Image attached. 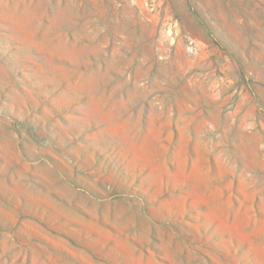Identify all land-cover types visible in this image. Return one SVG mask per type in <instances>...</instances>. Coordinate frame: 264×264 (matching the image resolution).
Returning <instances> with one entry per match:
<instances>
[{
    "label": "rangeland",
    "instance_id": "374dc122",
    "mask_svg": "<svg viewBox=\"0 0 264 264\" xmlns=\"http://www.w3.org/2000/svg\"><path fill=\"white\" fill-rule=\"evenodd\" d=\"M0 264H264V0H0Z\"/></svg>",
    "mask_w": 264,
    "mask_h": 264
}]
</instances>
